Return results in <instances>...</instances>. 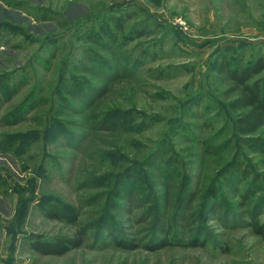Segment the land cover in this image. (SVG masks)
I'll return each mask as SVG.
<instances>
[{
  "label": "rangeland",
  "instance_id": "obj_1",
  "mask_svg": "<svg viewBox=\"0 0 264 264\" xmlns=\"http://www.w3.org/2000/svg\"><path fill=\"white\" fill-rule=\"evenodd\" d=\"M258 58L264 0H0V264H264V128L224 94Z\"/></svg>",
  "mask_w": 264,
  "mask_h": 264
},
{
  "label": "trees",
  "instance_id": "obj_2",
  "mask_svg": "<svg viewBox=\"0 0 264 264\" xmlns=\"http://www.w3.org/2000/svg\"><path fill=\"white\" fill-rule=\"evenodd\" d=\"M224 69V68H222ZM264 72V58L250 61L241 68H229L227 77L231 81L230 87L225 90L224 94L229 102V107L241 112L235 120L236 130L239 135L248 137L257 134L264 128V86L259 87L257 84H250V81ZM187 191L183 190L179 199L177 210L174 214V220L180 215V211L187 205L189 200ZM191 200V199H190ZM189 200V201H190ZM205 203V212L211 207V198L208 196ZM165 213L156 214L155 230L153 229L152 238L146 244V249L158 251L170 245H182L183 242L176 238H170L168 234L169 219L163 218ZM58 216H53V218ZM173 223V219L171 220ZM254 232L264 239V224L259 221L252 225ZM163 237H161V236ZM200 238H193L188 244L192 247L205 245ZM84 243L83 237L78 238H57L53 242H35L32 248L42 255L61 256L66 253L81 248ZM115 243L118 247L125 250H136L140 244L135 240L116 238ZM185 245V244H183Z\"/></svg>",
  "mask_w": 264,
  "mask_h": 264
}]
</instances>
